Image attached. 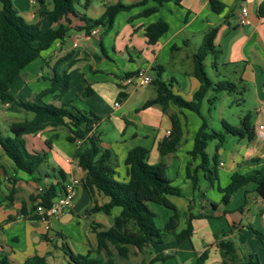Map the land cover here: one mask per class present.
<instances>
[{"label":"crops","instance_id":"obj_1","mask_svg":"<svg viewBox=\"0 0 264 264\" xmlns=\"http://www.w3.org/2000/svg\"><path fill=\"white\" fill-rule=\"evenodd\" d=\"M117 1L128 4L139 0H99V2L84 0L83 3L82 0H79L78 7L81 12L89 17L97 18L103 13L107 5ZM217 1L224 5L219 12L212 10L210 0H180L179 4L174 0H170L148 17H137L138 12L143 9L142 6L121 11L115 17L113 25L109 29L95 27L89 34L82 30L71 29L63 41L54 42L48 49L41 52L39 58L28 64L15 77L8 90L12 98L0 102V130L4 128L9 131V125L12 122L30 117L26 113L23 117L24 111L18 107L13 99L22 98L39 101L35 94L49 86L47 78L52 75L54 66L58 73H69V88L62 100H72L80 110L90 111L100 117V120L107 119L119 133L118 139L107 144L112 151L114 160H116L115 171L119 180H127V168L124 160L132 147H145L148 150L147 161L151 164L161 161L157 148L158 142L167 137V131L171 130L172 125L168 113L176 112L183 129L182 140L174 153H169L163 157V162L166 165L167 175L172 179L173 184L182 189L181 196L188 200L187 204L178 205L174 197L170 198L180 212V221L183 218L182 222L184 223L185 218L182 213L188 209V205H191L190 212L194 216L192 225L197 232L196 230L193 231L190 237L191 241L183 239L177 242L171 238L170 248H173L174 256H179L181 252H185L184 254H187L185 258L187 259L190 255L189 264H193L196 254L205 248L209 251L206 264H224L216 246L214 234L222 230L223 227L215 223L213 230H210L207 224H201L200 222L204 221L205 217L214 216L219 221L227 220V223L232 226L228 236L233 235L234 230L240 232L245 226L243 223L244 215H250V217L258 219L260 225H253L258 229H264V202L255 192L254 184H249L238 190L246 196L239 209H229L227 204L224 203L223 205L216 204L211 195V192L216 190L221 200L223 194L231 187L236 172H245L256 167L246 163V160L255 156L264 158V139L260 138L262 136L258 129L260 125L264 127V124L261 123V111L264 110V18L258 17L257 14V6L263 0H245L240 3L236 9L234 8V18H229L228 13L229 9L234 7L235 0ZM12 3L17 14L25 21L39 23L41 28L49 27V16L52 9L51 0H44V5L39 0H12ZM241 7L247 8L249 23L245 25L238 23V14ZM158 19L167 22L168 30L159 38L156 44L149 45L144 35V27ZM72 20L73 25L81 24L80 21L74 18ZM212 26L217 27L214 43L218 53L215 59L213 54H209L205 62L211 56L210 64L212 68L216 69L217 75V79L214 81L233 77L238 82L237 84H243V81L253 84L255 92L258 94L257 100L261 102V106L258 109L260 115L257 117L256 123L253 124L255 138L250 142L246 138H239L240 150L239 153L231 154L230 165L226 166V161L219 158L218 180L214 182L212 190L208 191L205 196L203 190L206 181L203 172L200 169L198 170L199 181L196 187H193L190 179L186 177L185 171L186 164L190 159L188 150L193 145L200 124L199 117L188 110H182V113H180L178 108L171 103L167 113L163 112L158 104L145 109H141V106L156 94V88L152 83L156 75V71L152 69L153 67L160 69L159 75L162 80L172 81L174 92L186 99L192 97L199 86V82L194 77L193 54L202 42L206 30ZM57 60L61 61L58 63ZM138 69L145 70L146 74L152 77V82L142 85L141 90L137 89L141 86L130 90L128 86L123 85V80L127 77L124 74ZM86 88H89V93H86ZM120 93L123 95L119 96ZM43 100L51 101L49 96H44ZM116 101H118L117 106L114 105ZM59 129L48 126L37 134H28L24 137L28 139L31 151H44L36 148L38 137L45 138L53 144L62 135L59 133ZM65 129L67 128L65 127ZM68 135L67 130V133H65L66 139ZM68 142L70 141L68 140ZM78 142L75 139L69 143V146L70 144L73 146L70 151L72 154L75 153ZM4 156L6 155L0 147V212L6 215L3 222L8 225L15 222L16 218L29 221L34 226L30 229L31 236L34 239L33 244H42L44 249L40 251L34 245L26 246V253L20 255V260L14 261L11 258L14 249L5 240L0 241V254L1 252L8 253L14 264H23L27 258L34 254H45L46 264H75L70 260L69 253L86 255L91 251L90 256H94L93 249L96 245L94 232L88 231L81 240L76 239L75 243H72L73 252L67 248L65 242L67 236H64L59 230L60 228H64V231L69 230L67 226L71 224L75 215H77L76 208L81 201H83V207L87 206L85 212L95 202L102 204L107 201V198L99 191H90L86 188L83 183L86 170L78 166L76 157L65 155L64 161L68 164V170L63 171L62 168H59L58 171H55L51 165V159L47 155L46 161L41 165L40 172L37 175L39 181H35L25 172L17 170L15 166L14 169L7 170ZM199 163L200 158H195L192 168ZM59 171L63 172L65 176L62 181L63 185L73 178L79 179L80 183L76 186L73 206L50 219L49 225L52 230L48 232L45 230L44 223L43 227H36L39 225L38 222L41 221L31 218L30 213L23 216L21 206L25 203L27 209H30V197L50 183L60 181ZM51 176L55 182H49ZM26 187L30 192H28V196L22 199ZM12 190L16 195L15 198H10ZM198 192L202 194L201 199L197 196ZM86 200H88V204H86ZM211 202L215 204L214 207L211 206ZM8 204L11 205L10 208H14L16 217L11 214V210L5 208L9 206ZM165 209L167 211L165 212V220L167 221L172 211L166 207ZM115 214H117V210L114 208L111 214H106L107 218L98 216L97 223L101 224L102 228H107L112 224ZM84 215L90 216L93 214L88 215L85 213ZM8 218L11 219L8 220ZM196 222L197 228L194 225ZM249 222L251 221H248L247 224H251ZM202 234L205 238L201 240V245L198 239L196 249L194 247V236L198 238ZM57 238L63 239L66 250H64V247L61 249L58 246ZM224 238H227L226 234ZM10 239L13 243H17L19 240L18 236L10 237ZM256 239L249 240L246 238L243 243L249 244L250 241L254 243ZM187 241H189V247H187ZM257 241L259 240L257 239ZM259 243L262 245L260 241ZM62 245L61 242V247ZM152 250V248L146 249L147 260L154 256L162 257L157 253L154 255ZM166 250L164 249L163 252L164 256L168 258L171 255L168 254L170 251ZM131 254L140 255L141 252L131 248L129 255ZM237 256L239 258L243 257L239 253ZM173 257L169 259H173ZM142 260L140 258V262Z\"/></svg>","mask_w":264,"mask_h":264},{"label":"trees","instance_id":"obj_2","mask_svg":"<svg viewBox=\"0 0 264 264\" xmlns=\"http://www.w3.org/2000/svg\"><path fill=\"white\" fill-rule=\"evenodd\" d=\"M39 1L44 5V0ZM168 1L170 0H139L128 4L117 1L107 5L99 17L91 18L77 9L76 4H79V0H51L50 25L47 28H41L39 23H29L19 16L12 0H0V102L12 98L8 90L15 77L28 64L39 58L42 51L48 49L56 41H63L71 29L82 30L87 34L95 27L109 29L121 11L142 6L143 9L138 12L137 17H148ZM174 1L177 4L180 3V0ZM210 4L212 10L216 12L224 7L217 0H210ZM257 14L258 17L264 18V0L258 4ZM72 18L80 21L81 24L73 25ZM167 30L168 24L163 19L149 23L144 27L147 44H156ZM216 34V26L207 29L202 42L193 54L194 77L199 82V86L190 99L174 92L172 81L162 80L159 75L160 69L153 67L156 75L152 83L156 88V94L141 106V109H145L158 104L162 111L167 113L171 103L178 108L180 113L182 110H188L199 117L200 124L193 145L188 150L190 159L185 168L186 177L190 179L193 187H196L199 181L197 175L199 169L203 172L208 186H212L218 180L217 149L225 141L227 135L246 138L249 142L255 138V129L249 113L240 119L238 126L222 120L223 130L217 132L209 130V125L202 114V102L210 90L216 95L222 91L234 92L238 88L237 83L227 78L214 81L207 74L206 57L213 54L215 59L218 53L214 43ZM60 61L57 60L58 63ZM134 72H126L124 75L129 76ZM69 77L67 72L58 73L54 66L52 75L47 78L49 86L36 94L38 102L22 98L13 99L21 110L30 114V117L12 122L9 125L11 135L0 134V147L4 154L12 160L17 170L23 171L35 181H39L37 175L41 165L46 161L47 153L28 150L24 140L25 135L37 134L48 126L53 128L64 126L69 132L67 139L70 142L75 139L82 140V144L78 145L74 156L78 166L86 170L83 183L88 190H97L107 198V201L102 204L95 202L85 213L88 215L98 212L111 214L114 208H118V212L113 216V223L107 228H102V225L97 222L91 224L90 228L96 238V245L93 249L95 255L90 256L91 251L86 255L69 253L70 260L75 264H114L111 247L120 257L128 258L131 248L137 249L138 252L154 248L163 244L167 235H172V239L177 242L190 237L192 219L194 218L190 212L191 205H188V209L182 213L185 218L184 228L180 232H176L180 221V212L170 198L181 196L182 189L173 184L172 179L166 173V165L163 162V157L174 153L182 140L183 129L178 114L176 112L168 113L172 127L168 136L159 141L157 146L161 161L151 164L147 161L148 150L145 147H132L124 160L127 168V180H119L116 176L112 153L110 149H102L99 134L95 131L100 117L90 111L80 110L72 100H62L69 88ZM86 93H89V88H86ZM122 95L119 94V96ZM44 96H49L51 101L43 100ZM209 102L212 103L213 99L210 98ZM211 140H217L218 144L214 153L209 156L205 149ZM46 143L49 146V140H46ZM197 157L200 158V163L192 168L193 160ZM246 163L256 167L245 172H236L231 187L221 198L222 203L228 204L233 193L249 184H254L255 192L264 202V158L255 156L246 160ZM59 178H61L60 181L50 183L30 197L32 203L30 209H27L26 204L23 203L21 214L25 216L30 213L31 218L39 220L40 215L35 211L37 205L47 208L56 197L63 193L65 185L62 181L65 176L61 171H59ZM13 194L12 190L10 198ZM148 203H155L172 211L162 228L156 226V214ZM211 206L214 207L215 204L211 202ZM10 219L8 218V220ZM247 228L264 246V230L250 224L247 225ZM215 238L224 264H264V261H261L256 253H248L245 257L239 258L232 240L218 238L216 235ZM208 256L207 248L201 250L196 254L193 264H206ZM165 258V256H154L137 264H154ZM0 264L14 263L8 253L1 252ZM23 264H46V258L34 254L27 258Z\"/></svg>","mask_w":264,"mask_h":264},{"label":"rangeland","instance_id":"obj_3","mask_svg":"<svg viewBox=\"0 0 264 264\" xmlns=\"http://www.w3.org/2000/svg\"><path fill=\"white\" fill-rule=\"evenodd\" d=\"M83 1L84 0H82V3H83ZM93 1L99 2V0H93ZM244 1L245 0H235L234 7L229 9V13H228L229 18H234L233 17L234 16V14H233L234 8L236 9L238 7V5L240 3H243ZM78 6H79V4H76L77 9H79ZM211 60H212V58H211V56H209L205 62L206 71H207L208 76L211 79L215 80V79H217L216 69L212 68V66L210 64ZM32 66H34V65H32ZM218 79H220V78H218ZM227 79H229L230 81H233L235 83H238L233 77H228ZM40 80H42V79L40 78ZM237 85H238V88L234 92L222 91V92H219L218 94L215 95L214 92L212 90H210L207 93L206 97L203 99L201 111H202V114H203L205 120L207 121V123L209 125V130H213L216 132L223 130L222 125H221V120L225 121L228 124L238 126L240 119L247 113L250 114L252 123L253 124L256 123L257 117L260 115L259 114L260 111H258V109L261 106V102H259L257 100L258 94L255 92V88H254L253 84L246 83V81H243V84H237ZM142 87L143 86L141 85V87H139L137 89L141 90ZM210 98L213 99L212 103L209 102ZM25 113L26 112L23 113L24 114L23 117L25 116ZM261 123L264 124V110L261 111ZM57 128L58 129L64 128V129H59V131H60L59 133L62 135L60 136V138L57 141H55L53 144L51 143V141H49V146H48L45 138L38 137L37 143H36V148L38 150H44L47 153V155L51 159V165L53 166L55 171H58L59 168H62L63 171H67L68 170V164L64 161V157H65V155H69V157L74 156V154H72L70 152L72 150L73 146L71 144L69 146L70 142H68V140L65 137V133H67V129H65L64 126L57 127ZM95 130L100 135V145H101L102 149H109L107 144L111 141L118 139V137H119V133L115 130L112 123L110 121H108L107 119L99 120V122H97ZM0 134L11 135V133L4 128H1ZM260 138L264 139V137H260ZM24 140H25V144H26L27 149L31 150L28 139L26 137H24ZM77 140L79 141L78 145L82 144V140H80V139H77ZM217 144H218L217 140H211L208 142V145H207L205 151L207 152V154L209 156H211L214 153L215 147ZM240 144L241 143L239 142V138L237 136L231 135V134L227 135L225 141L221 145L218 146V149H217L218 158L225 160L226 166L230 165V161H229L230 156H231V154L239 153ZM78 145L77 146L75 145L76 147L75 146L74 147L77 148ZM111 153H112V151H111ZM112 160H113L114 165L116 166V160H114L113 154H112ZM4 161L6 162L7 170H10L12 168L14 169V164L12 163V161L7 156H4ZM51 181L55 182V180L52 178V176H51V180L49 182H51ZM212 188L213 187L208 186L207 182H206L205 189L203 190V195L206 196L207 195L206 193L208 191H211ZM25 191L26 192L23 194L22 199L25 196H28V192H30V190L27 187H26ZM211 195H212V198L214 199V201L216 202V204L218 203L219 205H223V203L221 202V200L219 199V197L217 195L216 190L212 191ZM197 196L199 199H201L202 198L201 192H198ZM15 197H16V195L14 193L12 198H15ZM245 197L246 196L244 195V193H242V191L235 192V194L233 193V195L231 196L232 201L230 203H228L227 206L229 207V209H239L242 206V204L244 203L243 201H244ZM174 199L177 200L178 205H182L183 203L184 204L188 203V200L184 196L174 197ZM248 199H249V197H248ZM86 204H88V200H86ZM31 205H32V203L30 201V206ZM82 205H83V201H81L76 208L77 215H75L74 220L71 222L70 225L67 226L68 227L67 229H69V230L64 231V228L59 229L60 232L64 236H67V238H66L67 241H65V242L67 244V248L71 249L72 251H73V248H72L73 244L72 243L73 242L75 243L76 239L81 240V238L84 236V234L88 233V231L92 232L90 226L93 222H97L98 216L101 218H107L108 217L103 212H99L98 214L93 213V215H90V216L84 215L85 209L87 206L83 207ZM148 205L156 214V216H155L156 226L159 228H162L165 221H166L165 220L166 219L165 218V212H167V211H166L165 207L158 205V204H155V203H148ZM10 206L11 205H9L5 208H8V210H11V214L14 217H16L14 208H10ZM30 206H29V208H31ZM115 210H117V212H118V208H115ZM212 214H213V212H212ZM5 216L6 215L3 214V212H0V241L7 240V243L13 247L14 252L11 255V258L14 261L20 260V255L26 253V251H25L26 246L30 247V246L34 245L40 251L42 249H44V245L42 246V244H33L34 239L31 236L30 229H32V227H34V226L31 225L29 221L22 220L21 218H16L15 222L7 225L6 222H3L5 220ZM244 216H245V218L243 220V223L245 226L240 230V232H236V230H234L235 232H233V235H230V236H228V234L230 233V229L232 228V226L227 223V220L219 221V219L214 217V216H212V217L208 216V217H205L204 221H200V222H201V224H207V226L210 230H213V228L215 227V223L218 226L223 227V229L220 230L219 232H217V233L213 232V233L218 238L219 237L224 238L225 234H226V237H227L226 239H229V238H230V240L232 239L234 241L236 249H237L236 253L238 252L240 254V256L245 257L248 253H256L258 255L259 259L261 261H264V247L259 243V241H257V239L253 236V234L247 228L248 221H251L249 223H251L250 225H252V226H254V225L259 226L260 222L258 219L250 217V215H244ZM250 219H253V220H250ZM182 220H183V218H181V221H179V225H178L176 232H180L181 229L184 228L185 222L183 223ZM38 223H39V225L36 226L37 228L44 226L43 223H41V222H38ZM112 223H113V220H112ZM194 225L197 228V222ZM194 230H196V229L193 228V225H192V233ZM260 230L263 231L264 229H260ZM196 232H197V230H196ZM13 236H18L19 240L17 243L11 242L12 240L10 239V237L12 238ZM190 237H187L185 239L191 241ZM166 238L167 239L165 240V242L163 244L157 245L154 248L152 247V249H153L152 252L154 255H155V253H157L160 256H164L163 250L167 249L168 251H170L168 254L171 256L168 258H165L162 261L161 260L156 261L154 264H189L190 255L187 257V259L185 258L187 256V254H184L185 252H181L179 254V256H174L173 248H170L171 247L170 244L172 243L170 239L172 238V235H167ZM204 238L205 237L203 234L200 235L198 238H196L194 236V247L196 249L198 247V239H199L200 245H201L202 244L201 240ZM246 238H248L249 240L250 239H253V240L256 239V241H254V243L252 241H250L249 244L243 243L244 241H246ZM189 241H187V243H188L187 247H189ZM56 242L58 243V246L61 249H63V247H64V250H66V245H65V242L63 241V239L57 238ZM61 242L63 243L62 247H61ZM3 245H4V243H3ZM111 250H112V257L114 258V261H115L114 264H136V263L140 262V258L147 261L146 249L144 251H142L140 255L139 254L138 255H132V254L129 255V257L127 259L120 257L113 247H111ZM172 254L174 257L172 256ZM38 255L45 257V254H38ZM74 255H76V254L74 253ZM102 256L105 257V255H103V254H102ZM171 257H173V259H169ZM243 257H240V258H243Z\"/></svg>","mask_w":264,"mask_h":264},{"label":"built area","instance_id":"obj_4","mask_svg":"<svg viewBox=\"0 0 264 264\" xmlns=\"http://www.w3.org/2000/svg\"><path fill=\"white\" fill-rule=\"evenodd\" d=\"M238 23L240 25L249 23L246 7L240 8L238 14ZM123 81L124 86H128V89L133 90L138 86L150 84L152 82V77L146 74L145 70L138 69L132 75L125 77ZM114 105L117 106L118 101H116ZM258 129L260 130V135L264 137V135H262V132H264V127L260 125ZM169 132L170 130L167 131V134H169ZM79 183V179H71L67 184H65L63 193L60 196L56 197L49 207L46 208L42 205H37L35 211L40 215L39 220L45 224L46 231L50 232L52 230L51 226L49 225L51 218L58 216L64 210H67L73 206L76 186Z\"/></svg>","mask_w":264,"mask_h":264},{"label":"bare ground","instance_id":"obj_5","mask_svg":"<svg viewBox=\"0 0 264 264\" xmlns=\"http://www.w3.org/2000/svg\"><path fill=\"white\" fill-rule=\"evenodd\" d=\"M262 135H264V132H262Z\"/></svg>","mask_w":264,"mask_h":264}]
</instances>
